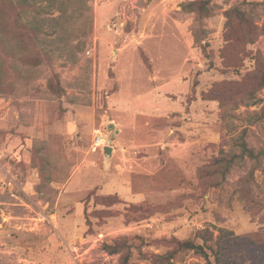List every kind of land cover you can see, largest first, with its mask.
<instances>
[{
  "label": "rangeland",
  "instance_id": "1",
  "mask_svg": "<svg viewBox=\"0 0 264 264\" xmlns=\"http://www.w3.org/2000/svg\"><path fill=\"white\" fill-rule=\"evenodd\" d=\"M192 1L3 16L0 264H208L201 229L264 264V0Z\"/></svg>",
  "mask_w": 264,
  "mask_h": 264
},
{
  "label": "trees",
  "instance_id": "2",
  "mask_svg": "<svg viewBox=\"0 0 264 264\" xmlns=\"http://www.w3.org/2000/svg\"><path fill=\"white\" fill-rule=\"evenodd\" d=\"M190 4H195L201 12H209L206 0H195ZM23 5L24 8L29 6L28 0H0V21L2 20L3 16H5L6 20L12 19L14 24H21L20 20L23 13ZM0 25L2 26L1 22ZM26 25L29 26L28 23H26ZM37 26L34 25L33 28L39 30V27ZM29 28L32 29L31 27ZM242 148L248 152V155L255 156L253 150L246 149L247 147H245L244 143L242 144ZM259 152L264 154V150H260ZM219 232L220 233L214 239L213 232L207 229H201L196 233V237L202 240L201 243L195 242L194 239L192 240L190 238H186L179 241L178 246L182 249L191 250L203 256L207 260L208 264H228L229 260L227 255L230 248L236 244L235 240L237 237L233 236L230 231L220 230ZM110 251L114 252L113 249Z\"/></svg>",
  "mask_w": 264,
  "mask_h": 264
},
{
  "label": "water",
  "instance_id": "3",
  "mask_svg": "<svg viewBox=\"0 0 264 264\" xmlns=\"http://www.w3.org/2000/svg\"><path fill=\"white\" fill-rule=\"evenodd\" d=\"M107 128H108L109 131H111L113 128H115V126H114L113 123H110ZM115 131L117 132V130H115ZM110 142H111V139L109 138L107 140L106 144L103 145V147H102V151H103L105 159H107L112 154L113 148L110 145Z\"/></svg>",
  "mask_w": 264,
  "mask_h": 264
},
{
  "label": "built area",
  "instance_id": "4",
  "mask_svg": "<svg viewBox=\"0 0 264 264\" xmlns=\"http://www.w3.org/2000/svg\"><path fill=\"white\" fill-rule=\"evenodd\" d=\"M103 145H105V137L103 136L102 132L98 131V133L92 140L91 148L95 150L97 147H103Z\"/></svg>",
  "mask_w": 264,
  "mask_h": 264
}]
</instances>
